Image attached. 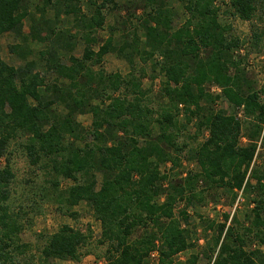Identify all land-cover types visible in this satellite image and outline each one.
<instances>
[{
	"label": "trees",
	"instance_id": "trees-1",
	"mask_svg": "<svg viewBox=\"0 0 264 264\" xmlns=\"http://www.w3.org/2000/svg\"><path fill=\"white\" fill-rule=\"evenodd\" d=\"M32 1L0 0V36L44 46L39 64L27 60L31 50L22 45L9 46L22 65L0 57V264L79 262L87 255L91 229L69 225L39 234V253H30L21 234L48 203L73 220L74 207L89 206L107 264H150L153 253L158 264H175V256L195 248L199 226L211 234L200 253L208 263L264 264V252L252 248L264 246V164L257 163L264 81L245 65L247 47L257 56L264 51V0H125L126 18L115 20L102 43L98 32L117 12V0H86V13L81 0H38L31 8ZM175 3L187 16L177 28ZM61 16L72 17L74 28L59 27ZM220 17L249 23V37L240 39ZM108 54L123 59L128 73H107ZM148 67L163 77L155 99L143 88ZM221 99L242 119L216 109ZM87 115L89 127L78 121ZM12 146L40 178L27 210L12 207ZM182 160L192 166L185 174ZM219 191L231 206L238 192L252 196L243 221L234 212L221 223L199 216L194 225L189 209L215 201ZM200 255L185 264H197Z\"/></svg>",
	"mask_w": 264,
	"mask_h": 264
},
{
	"label": "rangeland",
	"instance_id": "rangeland-1",
	"mask_svg": "<svg viewBox=\"0 0 264 264\" xmlns=\"http://www.w3.org/2000/svg\"><path fill=\"white\" fill-rule=\"evenodd\" d=\"M118 1V10L116 13L108 14L106 17V22L103 30L98 32L99 42L102 43L109 35V29L114 27L115 20L119 22L121 19L126 18L127 11L125 9V0H117ZM38 0H33L30 4L31 8L33 5L37 4ZM82 11L87 12V4L86 0H81ZM177 16L173 20V26L175 28L182 25L184 20L186 19L185 12L182 8V5L175 3L173 4ZM47 18L49 20H54L53 13L48 14ZM60 26L64 29H73V21L72 17L61 16ZM221 23H229L232 25L233 33L238 36L240 39H247L250 35V26L249 23L242 21L238 18L233 19H224L220 17ZM29 32V21L26 19L23 22V35L26 36ZM117 37V35H116ZM13 45H22L27 46L31 50V54L27 58L28 61H35L36 63L39 62L38 60V53L39 51L44 49V46L33 42L29 39L22 40L21 38H16L14 35L10 33H6L0 36V57L1 59L9 65L18 67L23 64V60L17 56V53H10L9 46ZM83 46L79 43L74 54L75 56H81ZM246 50L250 52V55L247 59H245V65L248 67V70L255 78L262 83L264 81V51L263 54L257 56V53L251 48H246ZM244 50V51H246ZM242 51L241 53H244ZM39 64V63H38ZM37 64V68H41L40 65ZM103 69L107 73H119L121 75H125L128 73L129 68L126 62L123 59L118 58L114 54H108L105 56L103 64ZM148 77L143 80V88L149 90L150 98H157L159 87L162 83L163 77L157 73L152 72L150 67L146 68ZM155 77V79H152ZM206 90L214 95L219 94V90L217 87L212 85H206ZM214 107L216 109H223L228 114H235L237 118L242 119V113L240 110L234 111V109L224 100H219L215 102ZM78 121L82 123L83 126L89 127L90 125V117L87 116H79ZM189 135H194V129L190 126L189 130L187 131ZM187 135V134H186ZM202 139L199 138L197 141H201ZM190 146H195L197 144L195 140H188ZM244 142V141H243ZM13 151L12 156L10 157V164L12 170L14 172L15 180L12 185L13 190V198L12 200V207L17 210L19 209V204L23 203L24 208L27 210L29 209V201L33 199V195L30 187L34 185V183L40 182V178L36 176V170L30 167L27 163L25 157L21 154V152L17 149V147L12 146L11 152ZM257 163L264 164V149L259 150V155L257 158ZM5 165V159L0 158V168ZM168 168V166H167ZM192 166L185 160H182L179 171L182 173H186L188 170H191ZM176 171L177 173L179 172ZM69 183L63 182L62 187H66ZM237 199L233 206L230 205L229 199L230 197L223 192L217 193V198L215 201L208 199L207 202L203 206L197 207L195 210L189 209V214L191 220L193 221L194 225L198 222L199 216L208 219L214 220L218 223L223 222V215L229 213L230 216L233 215L235 212L238 215V219L243 221L244 214L248 211L250 206V199L252 196H245L241 194V192L237 193ZM55 205L48 203L40 208V214L32 218L31 227L27 228L22 234L21 239L24 243H29L31 248V254L37 256L38 249L40 248L41 241L38 238L39 234H53L56 232L61 226L69 225L75 229H79L81 231L87 230L89 227L92 231V238L86 248L82 250L83 253H87V255L82 256L79 262H71V261H60L54 260L51 264H107L104 260V252L105 247L99 246L97 242L101 238V229L100 224L97 222L92 215V210L89 208L88 205L85 203H80L78 206L73 208V211L77 214V219L73 220L68 216H63L58 214L55 209ZM230 220H228L227 225L229 224ZM198 226V224L196 225ZM205 228V227H204ZM203 227H197V230L192 235V239H199L198 243L196 244L195 248L192 252H187L188 255L180 256L181 263H185L184 259L188 258L189 254L196 253L197 255L202 253V249L204 246V240H208L210 238V232H206ZM205 238V239H204ZM202 247V248H201ZM260 248L261 251L264 252V246H260L257 243L252 245V248ZM179 258V257H178ZM158 259V258H157ZM157 259L154 257L150 259V264H158ZM177 263V258L176 261ZM180 262V261H179ZM213 259L211 262L205 258H202L201 255L199 256V261L197 264H212Z\"/></svg>",
	"mask_w": 264,
	"mask_h": 264
},
{
	"label": "crops",
	"instance_id": "crops-1",
	"mask_svg": "<svg viewBox=\"0 0 264 264\" xmlns=\"http://www.w3.org/2000/svg\"><path fill=\"white\" fill-rule=\"evenodd\" d=\"M260 249V248H259ZM193 251V249L192 250H187V251H185V252H182V253H180V254H178L177 256H175L174 257V262L176 261V258H177V263L175 262V264H185V263H181V259H180V256H182V255H188V253L187 252H192ZM192 254H194V255H197L196 253H191V254H189V256H188V258L190 257V255H192ZM179 257V258H178ZM153 258V257H152ZM157 259L158 257H157V255L155 254V256H154V259ZM187 259V258H186ZM186 259H184V262H185V260ZM157 261H158V259H157ZM180 261V262H179Z\"/></svg>",
	"mask_w": 264,
	"mask_h": 264
},
{
	"label": "built area",
	"instance_id": "built-area-1",
	"mask_svg": "<svg viewBox=\"0 0 264 264\" xmlns=\"http://www.w3.org/2000/svg\"><path fill=\"white\" fill-rule=\"evenodd\" d=\"M155 254H156V253H153V254L151 255V257H154V256H155ZM212 264H213V262H212Z\"/></svg>",
	"mask_w": 264,
	"mask_h": 264
}]
</instances>
